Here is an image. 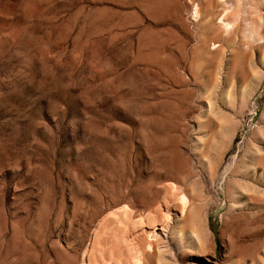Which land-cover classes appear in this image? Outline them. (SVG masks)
<instances>
[{
    "label": "rangeland",
    "instance_id": "374dc122",
    "mask_svg": "<svg viewBox=\"0 0 264 264\" xmlns=\"http://www.w3.org/2000/svg\"><path fill=\"white\" fill-rule=\"evenodd\" d=\"M219 2L0 0V264H264V0Z\"/></svg>",
    "mask_w": 264,
    "mask_h": 264
},
{
    "label": "bare ground",
    "instance_id": "6f19581e",
    "mask_svg": "<svg viewBox=\"0 0 264 264\" xmlns=\"http://www.w3.org/2000/svg\"><path fill=\"white\" fill-rule=\"evenodd\" d=\"M220 2H221V4L223 5V7H224V10H223V12H221L219 15H218V18L217 17H211L212 19H217V20H215V22L216 21H220L219 23H220V28H221V30H223L222 32H224L226 35L227 34H230V33H233V31H235V29H236V27H239V26H237V24L239 23V21H238V23L237 22H231V20H230V16H229V13L231 14V12H233L234 10H237V4H238V2H237V4L234 2L233 3V0H220ZM219 2V3H220ZM240 2V1H239ZM221 4H220V6H221ZM235 4V5H234ZM238 5H240V3L238 4ZM219 6V7H220ZM201 7V6H200ZM200 7H199V5H197V7H196V9L197 10H202V8L200 9ZM222 8V7H221ZM232 9H234L233 11H231V12H229L230 10H232ZM221 10V11H222ZM199 12H201V11H199ZM199 12H197V14L199 13ZM212 12V11H211ZM210 12V13H211ZM201 14V13H200ZM214 14V13H213ZM198 16V15H197ZM202 17V15H200V18ZM203 17H204V19L206 18L204 15H203ZM211 18L210 19H208V20H211ZM259 18H261V17H259ZM238 19V18H237ZM239 20V19H238ZM212 21H214V20H212ZM235 21V20H234ZM260 21V23H261V20H259ZM262 21H263V18H262ZM209 22V21H208ZM208 22H206V23H208ZM211 23H213V22H211L210 21V24ZM264 22H262L261 24L262 25H264L263 24ZM212 25V24H211ZM214 25L215 24H213V27L211 26V28H212V31H213V33L214 32H218L217 31V29H214ZM239 25V24H238ZM261 25V26H262ZM211 31V32H212ZM223 33V34H224ZM228 36V35H227ZM260 40H261V38H260ZM215 46H216V44H214ZM217 47H221L220 45H218ZM246 48H250V46L249 45H246ZM251 49V48H250ZM181 194V193H180ZM183 195V194H182ZM183 198H184V200H188V197H186L185 195H183ZM190 225H191V234H192V232H193V234H194V236H195V241H196V243H197V245L200 247V248H202V247H204L205 246V242H206V235H205V231H204V225H203V220L199 217V218H195V219H193L192 220V215L190 216ZM192 225H193V230H192ZM203 249V248H202ZM143 253V252H142ZM141 253V254H142ZM149 253L146 251V253H143L142 254V257H140L139 258V260H138V264H145V257L148 255ZM164 264H167V263H164Z\"/></svg>",
    "mask_w": 264,
    "mask_h": 264
}]
</instances>
